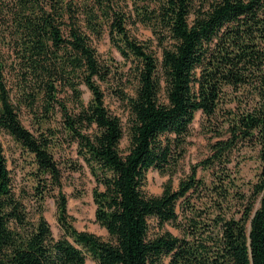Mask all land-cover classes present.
Here are the masks:
<instances>
[{
  "label": "trees",
  "instance_id": "obj_1",
  "mask_svg": "<svg viewBox=\"0 0 264 264\" xmlns=\"http://www.w3.org/2000/svg\"><path fill=\"white\" fill-rule=\"evenodd\" d=\"M139 23L161 60L133 33ZM105 35L131 62L133 93L119 90L127 127L100 82L120 71L95 45ZM199 111L211 134L203 174L147 193L151 168L177 169ZM0 130L34 155L41 205L50 185L60 188L63 230L55 237L42 209L30 217L0 142V264H264V0H0ZM65 141L96 182L108 239L70 220L52 151ZM249 151L260 166L245 188L236 178Z\"/></svg>",
  "mask_w": 264,
  "mask_h": 264
},
{
  "label": "rangeland",
  "instance_id": "obj_2",
  "mask_svg": "<svg viewBox=\"0 0 264 264\" xmlns=\"http://www.w3.org/2000/svg\"><path fill=\"white\" fill-rule=\"evenodd\" d=\"M132 31L139 40L148 44L150 50L155 53L159 60L162 59L163 46L157 41L150 28L139 23L132 28ZM95 45L101 57L105 60L114 62L112 66L120 70L115 76L111 77L108 82H100L105 91V102L107 107L114 114L119 115L125 127H127L130 116L128 104L119 95V90L122 89L124 93H133V83L127 80V75L124 74L129 72L131 62L125 60L123 55L111 43L108 35L95 40ZM121 77H123V79H121ZM82 88L84 90L83 97L85 101L88 102L91 97V92L85 84L82 85ZM161 98L164 100L166 99L165 91H163ZM21 117L23 123L27 127L31 130H35L33 118L28 110L24 108ZM204 120V115L200 111L197 112L195 120L191 124L186 152L173 174L162 173L156 168H151L149 170L148 182L145 186V191L147 193H162L169 179L172 180L173 186L177 187L180 179L194 169H197L199 174H203V169L198 164L200 160L209 153V141L211 138V134L207 133L204 128ZM0 142L5 149L8 159V165L13 177L14 190L27 208L30 217L33 220H37L42 209L43 214L51 225L53 234L55 237H59L63 233L62 227L58 221L57 198L60 188H52V185H50L45 193L43 205H41L35 193V187L38 182L35 179L37 164L34 155L23 149L21 145L5 131L0 130ZM128 146L129 140L128 137L125 136L122 140L121 148L127 150ZM52 151L63 171L62 191L68 198V212L71 222L79 230L93 232L108 239L109 233L107 229L96 220V205L93 197V190L96 186V182L87 166H82L83 161L82 158L78 156L76 144H69L65 141L63 145L53 147ZM249 154L250 157L241 162L236 178L238 184H241L242 187L245 188H247L246 186L249 185L250 182L256 180L260 166L259 160L255 157L254 153L249 151ZM151 224L154 227L153 230H159V227L156 226L153 219H151ZM163 229L179 233L178 228L169 223H167ZM86 264H97V262L88 256Z\"/></svg>",
  "mask_w": 264,
  "mask_h": 264
}]
</instances>
